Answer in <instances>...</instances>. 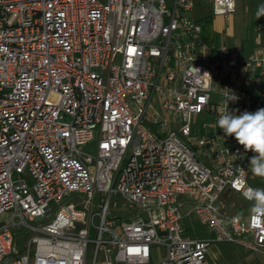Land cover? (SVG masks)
Masks as SVG:
<instances>
[{
    "label": "built area",
    "instance_id": "built-area-1",
    "mask_svg": "<svg viewBox=\"0 0 264 264\" xmlns=\"http://www.w3.org/2000/svg\"><path fill=\"white\" fill-rule=\"evenodd\" d=\"M195 4L0 0V264H210L213 242L264 254V221L232 210L249 202L238 177L264 187L255 153L217 127L231 94L237 115L264 108V45L206 43Z\"/></svg>",
    "mask_w": 264,
    "mask_h": 264
},
{
    "label": "rangeland",
    "instance_id": "rangeland-1",
    "mask_svg": "<svg viewBox=\"0 0 264 264\" xmlns=\"http://www.w3.org/2000/svg\"><path fill=\"white\" fill-rule=\"evenodd\" d=\"M196 4L192 11V16L197 19L206 20L202 25V37L206 43L211 41H222L230 51H234L240 56L250 55L255 47V35L259 34L264 37V16L256 19L255 12L258 5L264 3V0H236L235 10L228 14L227 19L223 15H212L208 1L195 0ZM264 40V38H262ZM257 43V42H256ZM264 45V42L260 43ZM97 134L95 137L79 145V149L88 154H95L97 150ZM254 188H264L260 182L250 181ZM235 198V205L232 210L239 214L247 215L249 213L250 203L242 200L238 196ZM7 215L3 213L0 219L5 220ZM191 221H194L191 218ZM195 222H197L195 220ZM201 226V225H200ZM201 228H203L201 226ZM204 230V228H203ZM205 231V230H204ZM22 237L29 236V232H23ZM228 251V250H227ZM235 256L228 257L225 255L222 259L224 264H264V254L251 250L250 248L234 243L231 250ZM222 255L220 245L212 243L209 248V258L212 263L219 261Z\"/></svg>",
    "mask_w": 264,
    "mask_h": 264
},
{
    "label": "clouds",
    "instance_id": "clouds-1",
    "mask_svg": "<svg viewBox=\"0 0 264 264\" xmlns=\"http://www.w3.org/2000/svg\"><path fill=\"white\" fill-rule=\"evenodd\" d=\"M255 16L256 19L264 16V3L258 5ZM237 99L238 97L232 94L224 99L226 107L219 115L217 127L222 129L226 136H234L246 151L255 153L250 159L251 173L264 178V108L255 112L244 111L237 115L238 109L235 111L228 109V103ZM237 180L238 190H241L244 198L250 202L248 210L250 218L254 221H264V188L247 186L239 177Z\"/></svg>",
    "mask_w": 264,
    "mask_h": 264
},
{
    "label": "crops",
    "instance_id": "crops-1",
    "mask_svg": "<svg viewBox=\"0 0 264 264\" xmlns=\"http://www.w3.org/2000/svg\"><path fill=\"white\" fill-rule=\"evenodd\" d=\"M225 18V17H224ZM225 19H227V18H225ZM206 20H204V22H205ZM262 38H264V37H262L261 35H259V34H257V35H255V46H256V44L257 43H262V42H264V40H262ZM257 42V43H256ZM255 48V47H254ZM254 51V50H253ZM206 232V235L205 236H209L210 234L207 232V231H205ZM214 243V242H213ZM216 243H218L219 245H220V248H221V251H222V255H221V257H220V259H219V261L218 262H216V263H212L211 262V260H210V256H209V248H210V245L212 244H210L209 245V247H208V252H207V258H208V261H209V263L210 264H224L223 263V261H222V259L224 258V256L225 255H228V257H232V256H235V254L231 251L232 250V248H233V244L234 243H229V242H216ZM228 250V251H227Z\"/></svg>",
    "mask_w": 264,
    "mask_h": 264
},
{
    "label": "trees",
    "instance_id": "trees-1",
    "mask_svg": "<svg viewBox=\"0 0 264 264\" xmlns=\"http://www.w3.org/2000/svg\"><path fill=\"white\" fill-rule=\"evenodd\" d=\"M183 225L185 226L187 233L189 235H198L200 237H203L206 235V232L201 228L200 224L198 222L188 220L187 218H183ZM192 229L195 231L193 232Z\"/></svg>",
    "mask_w": 264,
    "mask_h": 264
},
{
    "label": "water",
    "instance_id": "water-1",
    "mask_svg": "<svg viewBox=\"0 0 264 264\" xmlns=\"http://www.w3.org/2000/svg\"><path fill=\"white\" fill-rule=\"evenodd\" d=\"M230 192V190L228 189V190H226V192L224 193V195L223 196H225L227 193H229Z\"/></svg>",
    "mask_w": 264,
    "mask_h": 264
}]
</instances>
